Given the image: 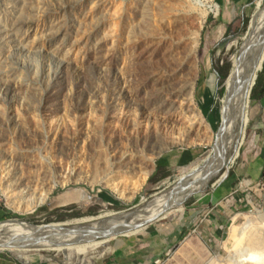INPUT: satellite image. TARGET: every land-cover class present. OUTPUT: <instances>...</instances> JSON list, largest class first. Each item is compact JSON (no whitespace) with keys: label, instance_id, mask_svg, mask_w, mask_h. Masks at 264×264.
<instances>
[{"label":"rangeland","instance_id":"rangeland-1","mask_svg":"<svg viewBox=\"0 0 264 264\" xmlns=\"http://www.w3.org/2000/svg\"><path fill=\"white\" fill-rule=\"evenodd\" d=\"M259 2L0 0V223L73 225L133 206L165 217L82 255L72 246L1 251L0 264H107L113 255L118 264H264L262 71L236 158L224 150L181 212H152L167 196L155 194L181 177L188 184L213 153L237 52L227 49L242 45Z\"/></svg>","mask_w":264,"mask_h":264},{"label":"bare ground","instance_id":"bare-ground-1","mask_svg":"<svg viewBox=\"0 0 264 264\" xmlns=\"http://www.w3.org/2000/svg\"><path fill=\"white\" fill-rule=\"evenodd\" d=\"M241 42V46L237 42L229 45L227 49L228 52H232V50L236 47L237 52L234 53L230 59L231 70L226 80L227 92L223 99V102L225 103V109L222 115L221 128L219 127L220 129L216 134L214 132L212 133L213 137L214 135L216 136V140L214 141L212 147L213 153L210 154L207 159H205V166H197L194 167L193 170H190L191 172L193 171V175L190 173L192 176L188 186H184L182 184L178 187L176 186L177 188L172 190V192H170L171 188L165 191L167 196L165 195L164 202H158L155 204V206H153V214L157 213L159 210L161 212H167L168 215L178 211L181 212V209H179L180 204L177 205V203H182L185 199L192 195V191L187 193V189H190L193 182L197 180L198 182L196 183L195 188H193L195 190L194 193L196 194L203 191L209 179L220 170V167L223 164V161L221 160V153L224 150L228 153L227 158L230 162L236 158L238 149L243 142L245 131L249 123L248 106L251 90L258 77V74L261 72L264 66V7H262V3H257L256 11L247 27L246 33L241 38ZM194 57L196 59L195 54ZM187 104L189 105L186 106L187 109L192 107V110H194L193 100H188ZM193 112L196 117L193 119L192 115L188 125H190L192 128H196V126H200L202 124V121L197 124V122L200 120V112L195 110ZM180 115L182 116L183 114L181 113ZM171 122V125L177 124L176 120H172ZM165 123L169 125L170 121H166ZM213 137L209 138V141L207 142L208 144H211V139ZM229 151H233L232 154H229ZM174 187L172 188L174 189ZM184 187L188 188L184 189ZM44 200L45 195L36 199L34 204L40 205L44 202ZM155 202L156 201H154V203ZM9 205L14 207L16 210H20L19 204L12 201L11 197H9ZM155 217L159 216L156 215ZM22 225L29 226L28 224ZM22 231L23 230L21 227H18L12 223H3V225L0 226V234H12V232L21 234ZM99 243L100 242H92L88 246H76L70 247L69 249H74L75 251L80 252L82 255L85 253L86 247L93 248ZM0 251H2V249H0ZM10 251L11 253L18 254L12 249H10ZM84 259V257H81L79 261H84L87 263L90 262L89 259Z\"/></svg>","mask_w":264,"mask_h":264},{"label":"water","instance_id":"water-1","mask_svg":"<svg viewBox=\"0 0 264 264\" xmlns=\"http://www.w3.org/2000/svg\"><path fill=\"white\" fill-rule=\"evenodd\" d=\"M255 84L256 81L253 87L255 86ZM192 175L190 174V176ZM183 179L184 177L179 178L175 182L174 189L171 188L170 192L180 186ZM189 179L190 177L186 179V181H190ZM220 182L221 181H219L218 183ZM189 184L190 182L184 186H188ZM185 188L188 187H184V189ZM169 189L170 185H166L159 193L155 194V196ZM140 208L141 207L139 206H133L126 211H118L113 214H104L98 217L85 218L87 220H76L73 225L46 224L36 226L28 224L32 227H35V231L29 235L0 234V240L5 241L3 243L0 242V249L9 253L11 252L10 249L14 251H26L28 249H33L36 251L49 250L65 252L64 250L69 246H79L80 244H83L80 246H88L92 242L100 241H103L106 244L111 239L134 235L139 231L145 229L148 224L162 217L146 218V209ZM10 222L25 224V222L19 220H9L0 224ZM70 237L72 238L70 239Z\"/></svg>","mask_w":264,"mask_h":264},{"label":"trees","instance_id":"trees-1","mask_svg":"<svg viewBox=\"0 0 264 264\" xmlns=\"http://www.w3.org/2000/svg\"><path fill=\"white\" fill-rule=\"evenodd\" d=\"M256 87H257V89L260 88L259 97L262 98V97H263V93H264V67H263V70H262V72H261V74H260L259 80H258V82H257V84H256ZM198 251H199V253H201V255H202L204 258L207 257V256L209 255L208 251L205 250L204 247H200V248L198 249ZM203 253H204V255H203Z\"/></svg>","mask_w":264,"mask_h":264},{"label":"crops","instance_id":"crops-1","mask_svg":"<svg viewBox=\"0 0 264 264\" xmlns=\"http://www.w3.org/2000/svg\"><path fill=\"white\" fill-rule=\"evenodd\" d=\"M117 258H118V255H113V257L108 261L107 264H118Z\"/></svg>","mask_w":264,"mask_h":264}]
</instances>
